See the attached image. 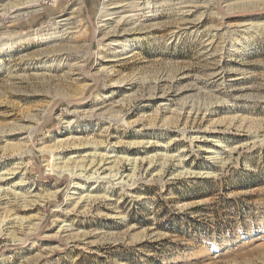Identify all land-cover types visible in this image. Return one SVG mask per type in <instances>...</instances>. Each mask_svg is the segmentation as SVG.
<instances>
[{"label": "rangeland", "instance_id": "374dc122", "mask_svg": "<svg viewBox=\"0 0 264 264\" xmlns=\"http://www.w3.org/2000/svg\"><path fill=\"white\" fill-rule=\"evenodd\" d=\"M207 1L146 11L123 52L104 0L0 15V264H264V5ZM72 14L57 47L18 39Z\"/></svg>", "mask_w": 264, "mask_h": 264}, {"label": "bare ground", "instance_id": "6f19581e", "mask_svg": "<svg viewBox=\"0 0 264 264\" xmlns=\"http://www.w3.org/2000/svg\"><path fill=\"white\" fill-rule=\"evenodd\" d=\"M206 1L207 0H104V4H103V7L101 9L100 16H98V18H99V21H98V24H97L98 27L94 31V37L95 38H100L101 40H103L105 42V45L102 46V48L107 46V47H111L112 49H118V52H123V51H125L124 47L127 45V43H125L124 41H121L120 38L116 39V37H114V36H116L117 34H121L120 32H122V31H128L129 32L130 30H133L134 28L136 29V27H140V26L142 27L144 25V23H145V21H144L145 19H143V16H145V12L146 11L147 12H151L152 10L157 9L162 4H164V5L165 4L173 5L175 3H178L181 6H182V4H185L184 6L181 7V9H179L180 11L183 9L182 12H185L186 10H184V9L186 7H189L191 5H199L200 3L208 4L207 3L208 1L207 2ZM41 2H42V0H0V15L8 14L12 18V21H17V20H20L22 17H24V16H26V15H28L30 13L38 11L40 6H41ZM242 2L243 3L244 2H246V3L252 2V3L257 4V5L258 4L264 5V0H251V1H248V0L247 1L223 0L222 1L223 5L221 7L224 8L225 11L226 10L229 11V14H230L231 7L234 6V5L243 4ZM72 12H75V11H72ZM73 18H74L73 14L70 15V16L60 17L57 20H55L53 23H51L52 25H50L51 26L50 28L35 29L32 32H26L23 35H20L18 37V39H20L21 41L36 40V41H39L40 43H47V44L51 45L52 47H57L59 44H63V42L68 38V35L72 32L71 30H72L73 24H74V22H73L74 19ZM261 25L262 24H260V23H257V22H254V21H249L247 23L239 24V27H242V29L244 31H249V30H253V29L257 30V28L260 27ZM142 30H144V29L142 28ZM122 34H123V32H122ZM103 50H105V49H103ZM100 53H102V54H100V61L98 62V70L104 72L105 74L106 73L110 74L113 69H112V67L106 66L105 62H104V59H106L105 57H109V56H106V54H104L103 51H101ZM129 56L130 55H124L122 57H129ZM115 57H118V56H115ZM78 65H79V63H78ZM118 83L122 85L121 82H118ZM101 110H102V107H97V108H94L90 112H91V114L102 115L103 111H101ZM36 134H35V136H36ZM31 135H33V134L31 133ZM35 136H33V137H35ZM103 157H101L99 159H96V158L92 157L91 159L88 160V162H89L88 164L85 163L86 165H82V166L79 165L80 169L83 171L87 167H89L90 170L93 169V168H95V170H99V169L103 168V166L105 165L106 159H107V158H103ZM137 158H129V160H133V161L136 162ZM127 159H128V157H127ZM74 163H76V162H74ZM63 164H64L63 166L61 165V166H56L55 168H53L60 176L68 175V172H66V170H68V163L66 162V163H63ZM73 166L78 168V163L74 164ZM84 166L85 167L87 166V167L84 168ZM75 175L77 176V174H75ZM90 176H92V175H90ZM66 177H68V176H66ZM68 178H70V176ZM2 180H1V177H0V182ZM79 186L80 185H78L77 182H74V184L72 185V188H70L71 185H70L69 188L73 189V194H75L76 193L75 190ZM68 191H70V190H66L67 193H68ZM87 196H84V197L80 196L78 198V200L76 201L74 209H75V207L76 208L77 207L80 208L81 204L83 202L87 201L88 198L90 197V196H88V197ZM20 199H22V198H20ZM51 199L53 200V198H51ZM21 201H23V200H21ZM25 205H26V203H25ZM57 206L61 207V204H58ZM59 207L57 209H54L53 211H55V212L63 211L62 209H59ZM44 222H45V220L41 221V219H40V222L33 223L32 225L28 226L27 231H26L28 240H30V239L33 240V239H36L38 237L39 238H44V237H48L49 236V235L48 236H45V235L43 236L42 235L43 234L42 229L44 228ZM65 225H67V224H63V227L61 226V232H66V231L69 230V228H67L68 226L64 227Z\"/></svg>", "mask_w": 264, "mask_h": 264}]
</instances>
